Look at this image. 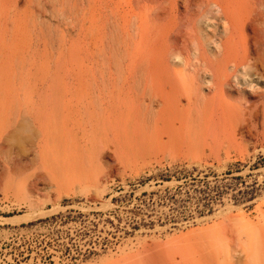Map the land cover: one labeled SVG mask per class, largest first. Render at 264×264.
<instances>
[{"label": "rangeland", "instance_id": "obj_1", "mask_svg": "<svg viewBox=\"0 0 264 264\" xmlns=\"http://www.w3.org/2000/svg\"><path fill=\"white\" fill-rule=\"evenodd\" d=\"M184 5L0 0V87L29 70L51 71L71 106L90 101L102 123L112 118L117 128L99 134L95 148L75 129L78 146L69 154L78 168L57 170L37 156L25 184L8 161L19 135L4 141L11 150L0 155V240L16 241L8 252L70 264H234L235 250L264 244L262 125L241 133L195 122L169 134L124 80L111 79L116 54L126 68L149 39L164 42Z\"/></svg>", "mask_w": 264, "mask_h": 264}, {"label": "bare ground", "instance_id": "obj_2", "mask_svg": "<svg viewBox=\"0 0 264 264\" xmlns=\"http://www.w3.org/2000/svg\"><path fill=\"white\" fill-rule=\"evenodd\" d=\"M184 4L177 30L164 42L159 36L149 39L126 68L116 54L111 79H117L116 84L124 80L130 93L147 105L152 119L167 125L169 134L172 128L190 130L195 122L207 131L229 127L241 133L256 123L264 133V0H184ZM172 63L181 70L175 72ZM54 75L29 70L14 86L0 87V155L6 153L4 141L11 143L8 138L19 135L17 155L8 161L22 184L37 156L57 170L78 168L69 154L78 146L75 129L85 132L87 146L93 148L99 134L117 130L109 124L111 114L110 122L102 123L90 101L71 106L57 91ZM98 94L102 99V92ZM81 114L84 121L73 122ZM62 148L66 154H61ZM235 252L234 264H264V244Z\"/></svg>", "mask_w": 264, "mask_h": 264}, {"label": "built area", "instance_id": "obj_3", "mask_svg": "<svg viewBox=\"0 0 264 264\" xmlns=\"http://www.w3.org/2000/svg\"><path fill=\"white\" fill-rule=\"evenodd\" d=\"M16 243L14 237H8L0 240V264H70L65 261H53L41 257H34L29 252H17L16 250L8 252V245L10 248ZM73 264V263H71Z\"/></svg>", "mask_w": 264, "mask_h": 264}]
</instances>
